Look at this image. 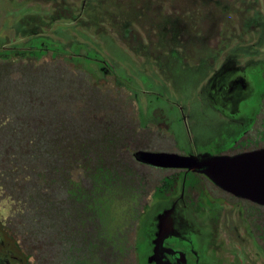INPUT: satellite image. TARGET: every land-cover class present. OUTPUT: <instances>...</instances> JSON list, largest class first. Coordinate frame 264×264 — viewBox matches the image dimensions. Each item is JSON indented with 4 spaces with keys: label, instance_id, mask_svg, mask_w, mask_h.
Returning <instances> with one entry per match:
<instances>
[{
    "label": "trees",
    "instance_id": "trees-1",
    "mask_svg": "<svg viewBox=\"0 0 264 264\" xmlns=\"http://www.w3.org/2000/svg\"><path fill=\"white\" fill-rule=\"evenodd\" d=\"M4 44L0 83L10 69L52 66L57 74L55 102L44 93L36 119L0 114V204L7 199L13 209L9 235L32 264H138L147 199L163 193L170 179L169 170L142 164L134 153L159 148L160 134L119 80L102 89L63 46L53 44L47 55ZM102 62L101 72L109 65ZM113 203L122 218L115 212L113 219Z\"/></svg>",
    "mask_w": 264,
    "mask_h": 264
},
{
    "label": "rangeland",
    "instance_id": "rangeland-1",
    "mask_svg": "<svg viewBox=\"0 0 264 264\" xmlns=\"http://www.w3.org/2000/svg\"><path fill=\"white\" fill-rule=\"evenodd\" d=\"M42 34L63 46L71 63L100 81L102 89L119 80L136 98L139 113L151 124L167 123L159 131L182 148L186 127L200 137L226 131L205 87L217 66L213 60L264 57V0H0V44L26 47L28 38ZM102 61L113 75L102 73L104 65L102 72L96 68ZM10 70L0 83V114L29 123L40 114L44 93L55 102L56 71L52 66L37 73ZM50 110L54 113L53 105ZM112 208L113 219L115 212L123 217V209L115 203ZM10 210L9 201L2 200L7 223Z\"/></svg>",
    "mask_w": 264,
    "mask_h": 264
},
{
    "label": "flooded vegetation",
    "instance_id": "flooded-vegetation-1",
    "mask_svg": "<svg viewBox=\"0 0 264 264\" xmlns=\"http://www.w3.org/2000/svg\"><path fill=\"white\" fill-rule=\"evenodd\" d=\"M26 43L21 48L53 53V40L46 34L32 35ZM182 59V64L188 61ZM213 63L217 66L210 70L205 91L211 104L221 111L220 121H224L226 131L218 134L212 130L214 134L211 131L200 137L186 127L188 140L179 148L170 135L161 131L168 127L167 123L151 124L147 119L165 144L153 151L207 161L264 148V57L227 55ZM103 72L110 76L114 73L106 64ZM140 162L169 170L165 175L170 180L163 193L152 192L147 199L137 244L142 255L138 264H264L263 203L222 188L202 168H170ZM9 234L7 220L0 213V264H32ZM5 237L11 239L10 244Z\"/></svg>",
    "mask_w": 264,
    "mask_h": 264
},
{
    "label": "water",
    "instance_id": "water-1",
    "mask_svg": "<svg viewBox=\"0 0 264 264\" xmlns=\"http://www.w3.org/2000/svg\"><path fill=\"white\" fill-rule=\"evenodd\" d=\"M135 156L144 163L160 167L202 168L222 188L264 204V148L236 156L213 157L207 161L153 150H138Z\"/></svg>",
    "mask_w": 264,
    "mask_h": 264
}]
</instances>
